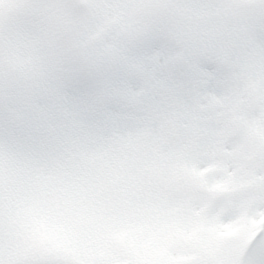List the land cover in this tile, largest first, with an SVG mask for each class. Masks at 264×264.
Here are the masks:
<instances>
[{
	"label": "snow or ice",
	"instance_id": "1",
	"mask_svg": "<svg viewBox=\"0 0 264 264\" xmlns=\"http://www.w3.org/2000/svg\"><path fill=\"white\" fill-rule=\"evenodd\" d=\"M0 264H264V0H0Z\"/></svg>",
	"mask_w": 264,
	"mask_h": 264
}]
</instances>
